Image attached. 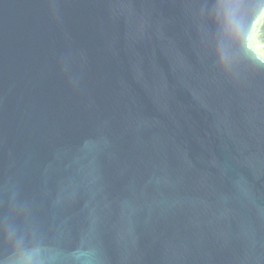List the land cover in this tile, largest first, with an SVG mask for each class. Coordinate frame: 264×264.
I'll return each mask as SVG.
<instances>
[{"label":"water","instance_id":"1","mask_svg":"<svg viewBox=\"0 0 264 264\" xmlns=\"http://www.w3.org/2000/svg\"><path fill=\"white\" fill-rule=\"evenodd\" d=\"M220 3L0 0V260L264 264V9Z\"/></svg>","mask_w":264,"mask_h":264},{"label":"clouds","instance_id":"2","mask_svg":"<svg viewBox=\"0 0 264 264\" xmlns=\"http://www.w3.org/2000/svg\"><path fill=\"white\" fill-rule=\"evenodd\" d=\"M228 8H238L245 15L248 16V23L251 25L252 21L255 19L256 14H259L262 9H264V0H243L242 3L235 6H229L225 3V0H221L219 6H212L202 10L207 18V22L211 24L214 22L215 18L223 14V11ZM243 41L242 35H237L236 42L241 43ZM249 55L258 61L264 60V16H261V23L259 25V33L255 37L254 47ZM218 65L222 70L226 69L223 66L222 61L218 57ZM5 240L9 246V255L6 259L0 260V264H20V260L17 258L18 252L23 246V241L17 237L12 232L5 235ZM10 257V258H9Z\"/></svg>","mask_w":264,"mask_h":264},{"label":"snow or ice","instance_id":"3","mask_svg":"<svg viewBox=\"0 0 264 264\" xmlns=\"http://www.w3.org/2000/svg\"><path fill=\"white\" fill-rule=\"evenodd\" d=\"M243 0H225V3H227L229 6H235L237 4L242 3Z\"/></svg>","mask_w":264,"mask_h":264}]
</instances>
